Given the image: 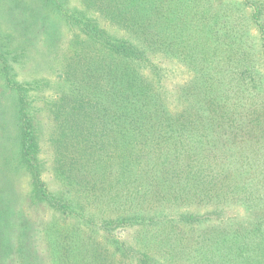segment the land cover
Masks as SVG:
<instances>
[{
	"label": "trees",
	"instance_id": "16d2710c",
	"mask_svg": "<svg viewBox=\"0 0 264 264\" xmlns=\"http://www.w3.org/2000/svg\"><path fill=\"white\" fill-rule=\"evenodd\" d=\"M81 1L14 154L0 123V264H264V0Z\"/></svg>",
	"mask_w": 264,
	"mask_h": 264
},
{
	"label": "rangeland",
	"instance_id": "374dc122",
	"mask_svg": "<svg viewBox=\"0 0 264 264\" xmlns=\"http://www.w3.org/2000/svg\"><path fill=\"white\" fill-rule=\"evenodd\" d=\"M82 5L81 0H0V123L4 125L7 121L13 154L17 133L12 108L18 96L12 86L25 88L31 94L43 89L45 94L56 96L58 77H64L62 67L73 50L71 18ZM177 73L170 68L169 79H176ZM6 111L9 117H4ZM48 131L44 127L46 135ZM47 156V152H42L41 158L46 163L43 176L49 190L62 194L66 200L80 198L91 202L70 176L68 161L64 169L58 168L54 163L61 161V156ZM10 162L14 163V159ZM63 224L56 225L59 231H67Z\"/></svg>",
	"mask_w": 264,
	"mask_h": 264
}]
</instances>
